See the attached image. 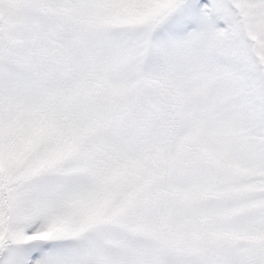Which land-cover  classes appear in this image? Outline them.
<instances>
[{
  "label": "snow or ice",
  "instance_id": "1",
  "mask_svg": "<svg viewBox=\"0 0 264 264\" xmlns=\"http://www.w3.org/2000/svg\"><path fill=\"white\" fill-rule=\"evenodd\" d=\"M0 264H264V0H0Z\"/></svg>",
  "mask_w": 264,
  "mask_h": 264
}]
</instances>
